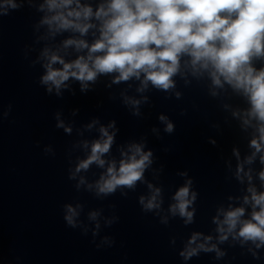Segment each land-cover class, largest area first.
Returning a JSON list of instances; mask_svg holds the SVG:
<instances>
[{"label": "clouds", "instance_id": "1", "mask_svg": "<svg viewBox=\"0 0 264 264\" xmlns=\"http://www.w3.org/2000/svg\"><path fill=\"white\" fill-rule=\"evenodd\" d=\"M27 2L32 6L33 0ZM23 3L24 0L20 3L0 0V17L9 15V9L19 10ZM37 10L46 12L39 23L47 26L50 36L72 32L82 37L90 29L99 32L91 44L78 37L63 41V50L70 47L78 53L87 50L86 55H78L71 61L60 55V48H44L41 57L45 61V71L39 83L48 94L55 90L60 96L61 90L68 88L66 82L70 79L78 81L80 90L86 92L89 82L95 83L100 75H113L114 83L139 80L138 91H144L149 84L166 91L175 86L173 78L183 75L182 69H189L195 76L207 74L215 87L227 84L247 99L250 107L243 123L250 125L255 121L253 126L257 133L250 142L255 151L247 157V163H252L257 153H264V66L256 67L258 61L264 64V0H101L95 9L82 0H44ZM94 20L98 24L93 23ZM126 102L139 103L135 100ZM10 111L11 105L3 117ZM160 119L164 120V117ZM56 127L63 128V122L57 123ZM108 127H114V122ZM99 131L100 137L91 142L87 157L70 171V180L93 164L104 168V156L110 152L115 133L109 134L106 127ZM173 131V125L168 123L165 132ZM84 147H89L87 141ZM44 151L48 153L50 149ZM151 157L152 152H145L143 145L130 144L127 152H121L119 163L108 161L95 185L89 184L88 188L95 187L97 196L114 194L118 188L134 190L137 182L144 181V173L152 164ZM260 162L264 165V154L260 156ZM242 170L238 166V174ZM259 178L264 181V171L260 172ZM84 183L81 178L76 187ZM190 184L189 180L175 192V203L170 206L173 215L186 218L185 224L193 220V212L188 208L196 197L192 193V199H189ZM148 188L152 190L150 197L147 200L144 196L139 198L144 211L160 207L157 197L161 190L151 184ZM248 192L250 196L244 197V203L251 205L250 218H244V207H235L221 210L223 220L214 222L218 224L221 242L231 234L233 239H240L242 243L250 241L260 249L264 247V191L249 187ZM63 208L66 225L76 229L81 205L74 207L68 203ZM96 216V212L90 213L91 219ZM199 236L200 233L193 234L188 246L180 253L185 260L201 251H216L218 257L224 254L215 244H196ZM211 239V236L205 237L206 241ZM193 244L196 246L192 247ZM253 256L259 258L255 252Z\"/></svg>", "mask_w": 264, "mask_h": 264}]
</instances>
